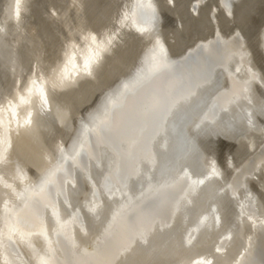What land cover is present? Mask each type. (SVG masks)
<instances>
[{"label": "bare ground", "instance_id": "bare-ground-1", "mask_svg": "<svg viewBox=\"0 0 264 264\" xmlns=\"http://www.w3.org/2000/svg\"><path fill=\"white\" fill-rule=\"evenodd\" d=\"M20 2L17 20L16 0H0V264H40L49 246L53 264H261L264 127L253 123L224 161L218 152L207 161L191 160L187 150L163 156L155 145L166 126L140 152L144 122L160 106L152 94L116 149L102 134L91 131L92 143L81 135L120 92L117 106L126 92L168 68L169 58L184 61L199 49L212 60L213 76L193 85L186 78L176 95V80H169V114L207 121L203 130L215 122L211 105L218 107V117L244 108L254 121L253 109L264 106V0ZM141 5L151 14L147 25L138 22ZM86 60L91 74L83 70ZM198 60L194 71L205 67ZM120 120L112 117L109 126L119 128ZM75 148L86 152L87 167L71 157ZM62 155L72 159L75 176L64 180L71 190L62 191L56 179L54 195L47 197L67 223L57 233L51 208L41 204L46 241L36 234V207H25L15 193L38 186L61 166ZM122 159L126 188L116 176ZM215 181L222 184L219 197L211 194ZM93 200L101 205L95 215L88 211ZM209 204L215 218L207 214ZM6 219L19 222L11 238ZM258 252L261 260L255 262Z\"/></svg>", "mask_w": 264, "mask_h": 264}, {"label": "water", "instance_id": "water-1", "mask_svg": "<svg viewBox=\"0 0 264 264\" xmlns=\"http://www.w3.org/2000/svg\"><path fill=\"white\" fill-rule=\"evenodd\" d=\"M227 3L231 0H226ZM151 20V14L146 12L144 6H140L138 9V22L147 25ZM219 44H217V47ZM196 54L187 55L184 61L174 60V58H169V67L156 71L146 78L142 83H140L133 91L126 92L124 96V101L119 104L112 112V117L118 115L120 116L121 125L119 128L114 125L105 128L102 131V136L106 139L107 143L111 145L113 149L118 146L119 139L125 137L128 134L129 129L132 126L139 123L138 115L140 108L145 104V102L155 94L160 99L159 108L150 114V116L145 120V127L143 129V138L140 141L139 149L141 151H148L150 149V140L158 131V129L166 126L167 134H161L156 141V150L160 151V154L169 155L180 153L187 150L191 155V160H200L205 157L206 161L213 155L214 152H218L220 160H225L226 151L234 145L235 141L253 129V123H255L258 128L264 127V106L254 111V121L252 119L248 120L247 111L243 108L241 112H236L234 115L226 117L223 113L220 114L221 118L218 117V107L216 105L209 106V111L215 118V122L209 123L206 126L207 121L197 120L199 118H190L189 116H181L179 114H169L168 108V94L166 89V84L169 80H176V85L173 89V95L181 92L186 85V78L189 83L193 85L195 80H207L213 76L211 59L207 56H203L202 50L196 51ZM203 58L204 68L202 70L198 69L194 71L193 66L198 64V59ZM194 71V72H193ZM210 101V100H209ZM128 103H130L128 105ZM209 103V102H208ZM208 108V107H207ZM253 113L249 114L251 117ZM233 117L229 120V118ZM183 118V119H182ZM219 118L218 120H216ZM250 121L251 123H249ZM223 122L220 126V124ZM226 124V125H225ZM225 125V126H224ZM217 126V127H215ZM219 129V130H218ZM203 131L206 133L201 134ZM81 132V130H80ZM212 132V133H210ZM81 140H85L92 143L94 140V135L91 130H82ZM165 139V140H164ZM164 141V142H163ZM167 143V144H166ZM170 146V147H169ZM170 152V153H169ZM174 152V153H173ZM72 158H76L78 162L84 167H87L88 156L84 150L75 148V150L70 154ZM201 160V161H202ZM123 159L120 162L118 171L116 173L117 182L120 188H126L127 184L130 183L127 178V173L124 170ZM62 170L57 172L56 179L60 184L61 190H71L70 186L64 184L65 178L74 177L75 172L72 166V159L67 158L65 155L61 157ZM180 171H183L180 168ZM99 179H97L98 181ZM187 181V180H186ZM185 180L182 182L184 184ZM211 188V194L213 197L220 196L219 185H222L220 181H215ZM186 185V182H185ZM68 188V189H67ZM54 188L49 185L48 192L53 196ZM214 194L216 196H214ZM226 202H230L229 199H225ZM231 203V202H230ZM207 214L213 218L214 210L212 206H208ZM61 243V240L56 239L55 243ZM260 252L254 258L255 262L260 261ZM264 264V261L261 262Z\"/></svg>", "mask_w": 264, "mask_h": 264}, {"label": "snow or ice", "instance_id": "snow-or-ice-1", "mask_svg": "<svg viewBox=\"0 0 264 264\" xmlns=\"http://www.w3.org/2000/svg\"><path fill=\"white\" fill-rule=\"evenodd\" d=\"M148 7H151L149 4ZM15 9V17L17 20H19L20 15H21V2L20 0H16V3L14 5ZM92 42L95 43V37H92ZM68 63H72V60L70 59ZM73 67L75 68L76 65L73 64ZM83 70L84 72L91 74V62L89 60H86L83 65ZM67 71V69H66ZM257 78L256 73L252 72L249 69V79L250 80H255ZM264 78V77H262ZM125 90L128 88V85H125ZM246 90V89H245ZM124 93L120 92L115 100L111 101L112 107L106 108L103 114L97 115L96 117L93 118V127L91 131L95 132L97 136H100L102 131L107 128L112 119V112L113 110L117 107L118 101H120L123 97ZM21 102H23V97L20 98ZM174 107V106H173ZM170 111V110H169ZM25 124L30 122V119H26ZM3 155L0 154V161L3 160ZM62 170V165L60 167H57L56 169L50 171L48 175H46L38 184V186L34 188H28L25 187L23 192L20 193H15V189H13V192L17 195L19 199L22 201H25V207H29L30 205H34L37 209V211L33 212V219H34V226L38 230L36 234L41 235L44 237V239L47 241L48 240V235H47V227L44 219V213L41 211H38L39 206L42 204L44 209L51 208V216L55 219V231L57 233L61 232L62 230L65 229L66 223L67 222H62L60 219V211L57 205L51 201L48 200L47 197V192L49 185L55 184L56 183V174L57 172ZM213 171L215 172V167L213 166ZM193 183H197L194 181ZM198 183H203V180H199ZM8 187H11L8 185ZM95 187V186H94ZM95 196V192L93 193ZM38 197V200H34V198ZM65 204H67V200L64 201ZM5 208L7 210V205H5ZM101 208V205L97 203L95 200L91 202V205L88 207V211L92 214H97L98 209ZM113 221L116 220V216H113ZM6 226L8 228L9 232V238H11V235L13 233H16L20 230L19 227V222L16 220H11V219H6L5 220ZM112 227V224L110 223L108 225V228L105 230L108 232ZM52 248L49 246L46 252L47 258L45 256L40 257V264H53V256H52ZM197 264H202L201 261H198Z\"/></svg>", "mask_w": 264, "mask_h": 264}]
</instances>
